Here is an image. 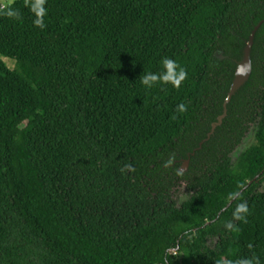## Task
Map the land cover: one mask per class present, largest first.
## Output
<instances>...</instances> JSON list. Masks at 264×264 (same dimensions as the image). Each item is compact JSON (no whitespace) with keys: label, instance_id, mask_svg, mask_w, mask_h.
<instances>
[{"label":"trees","instance_id":"16d2710c","mask_svg":"<svg viewBox=\"0 0 264 264\" xmlns=\"http://www.w3.org/2000/svg\"><path fill=\"white\" fill-rule=\"evenodd\" d=\"M3 7L0 264H264V0ZM259 24L249 81L207 138ZM164 57L187 78L142 86Z\"/></svg>","mask_w":264,"mask_h":264},{"label":"clouds","instance_id":"9594fccd","mask_svg":"<svg viewBox=\"0 0 264 264\" xmlns=\"http://www.w3.org/2000/svg\"><path fill=\"white\" fill-rule=\"evenodd\" d=\"M43 13V9H41ZM11 14V13H10ZM39 26L44 27L43 19L39 21ZM187 78V72L182 68L177 61L169 57H164L160 61V68L155 72H148L139 77L140 84L148 89L164 84H173L178 86L184 79ZM175 111L179 114L186 113L188 106L185 103H179L176 105ZM248 208L246 204H240L237 206L234 217L238 220L246 222V215ZM227 227L231 228L232 225L229 223ZM237 264H260L258 257L242 258L237 261Z\"/></svg>","mask_w":264,"mask_h":264},{"label":"water","instance_id":"95a60500","mask_svg":"<svg viewBox=\"0 0 264 264\" xmlns=\"http://www.w3.org/2000/svg\"><path fill=\"white\" fill-rule=\"evenodd\" d=\"M3 1H5V0H0V2H3ZM260 25L261 24L256 26L253 29V31L250 33L248 39L245 41L244 46L240 51L239 58L237 60H234V62H233L234 63V70H233L232 80H231V83L229 85V89L226 93V97H225L223 105H222V114L217 118V122L212 124L211 131L208 134L207 138H209V136L214 132L215 128L217 126H219L221 124L222 120L225 118L226 113H227V106L231 102L232 98L249 81V78H250L251 73H252L251 52H252V47H253V43H254V37H255V34H256L257 30L259 29ZM214 57L218 61H222L225 58L221 51L216 52ZM235 153H236V150H235L234 154ZM192 155H193V153H192ZM186 161L187 162H185V164H187L189 162V159ZM184 169L185 168H182V170H184ZM235 198H234V200H235ZM230 204H231V202L229 203V205Z\"/></svg>","mask_w":264,"mask_h":264},{"label":"rangeland","instance_id":"374dc122","mask_svg":"<svg viewBox=\"0 0 264 264\" xmlns=\"http://www.w3.org/2000/svg\"><path fill=\"white\" fill-rule=\"evenodd\" d=\"M12 0H5L3 2H0V7H2L3 4H9L11 3ZM2 60L9 66V67H13L15 62L13 60H9L6 58H2ZM254 131H255V126H251L250 129L248 130L247 134L245 135V138L243 139L242 143L235 149L236 153L234 154V152L231 154V160L232 162H235V160L237 159V157L239 156V154L245 149L247 148L254 139ZM209 134V133H208ZM208 136V135H207ZM211 136V135H210ZM209 136V137H210ZM185 162H187L186 160H183L180 162V166H179V170L180 172L184 173L186 172V170L188 169V163L185 164ZM182 168H185L184 170H182ZM187 199V192H185V186L183 185L182 188L180 189L177 197L175 198V200L177 201L178 205L183 202L184 200Z\"/></svg>","mask_w":264,"mask_h":264},{"label":"built area","instance_id":"2783aa9c","mask_svg":"<svg viewBox=\"0 0 264 264\" xmlns=\"http://www.w3.org/2000/svg\"><path fill=\"white\" fill-rule=\"evenodd\" d=\"M3 8H4V7H3V5H2V7H0V10L3 9Z\"/></svg>","mask_w":264,"mask_h":264}]
</instances>
